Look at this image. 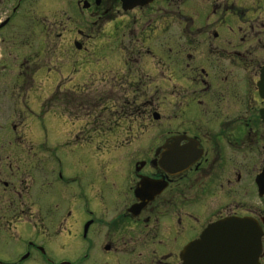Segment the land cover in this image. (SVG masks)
<instances>
[{
  "label": "flooded vegetation",
  "instance_id": "1",
  "mask_svg": "<svg viewBox=\"0 0 264 264\" xmlns=\"http://www.w3.org/2000/svg\"><path fill=\"white\" fill-rule=\"evenodd\" d=\"M126 39L128 71L101 77L130 129L90 128L93 74L37 78L60 41ZM194 244L264 264V0H0V264H187Z\"/></svg>",
  "mask_w": 264,
  "mask_h": 264
},
{
  "label": "rangeland",
  "instance_id": "2",
  "mask_svg": "<svg viewBox=\"0 0 264 264\" xmlns=\"http://www.w3.org/2000/svg\"><path fill=\"white\" fill-rule=\"evenodd\" d=\"M127 48L131 49V40L126 39L122 41V46L120 41L113 42V41H98V42H90L89 43V52L88 53H83L76 51L70 46L69 47V42L65 41H60L59 42V47L57 49V57L53 58L51 60V63L48 61V65H50L49 68L45 70V74L43 73L41 78L37 77L39 80H43V78L46 80L45 75L48 74L50 70H52V73L50 74L49 72V77L54 79V82H58L59 84L64 82H69L66 84L68 87L72 86H77L79 84L82 85L84 80H81V77L79 79L77 78L79 75L82 73L85 74H93L94 77L92 76L89 81L82 87V89L85 90L84 94L77 95L78 97L83 98L84 100H89V106L90 108V114H91V119L90 120V128H101L103 127L104 123H106V127H117L120 129H130L132 125L131 121V111L129 108V105H121V102H117L114 104L110 102L108 99L109 97H112L114 99L118 98H125L127 94H129V90L125 88H113L112 86H107L105 79H102L101 77V72H107L109 67L107 64H105L104 59L109 58L112 56L114 62L116 64H113L116 69L119 70V66H121V69L125 72L128 71L127 66H123L124 63H120L123 58H120V53L119 48ZM113 49V54L110 51ZM55 53V52H54ZM50 54V52H49ZM43 59H45V56H43ZM53 68L55 69L53 71ZM96 68V69H94ZM48 69H50L48 71ZM103 75H106L105 73ZM114 75V74H112ZM110 75V76H112ZM72 76V77H71ZM71 77V78H70ZM106 79H109L107 77ZM81 82V83H80ZM109 82V81H108ZM66 87V86H65ZM23 97V95H22ZM128 99H132L127 96ZM34 99V98H33ZM78 101V98L76 99ZM81 104H85L84 106L88 105V102L85 101V103H82L79 101ZM28 104V103H27ZM97 105V108L94 109V106ZM30 104L29 107L32 111L36 110L35 107ZM12 107V104H11ZM104 107H109L110 109L103 113V108ZM77 109V108H76ZM74 110V114L77 116H81L83 114V108L82 109H77ZM38 111V110H36ZM116 115V118L113 117V115ZM77 119V118H75ZM75 123L81 125L80 123L82 122H77L75 120ZM70 129V127H69ZM122 139H126L124 136ZM59 140V139H58ZM65 142V140H64ZM61 144V142H60ZM80 157L84 158L81 153H77V157L75 160H78ZM71 171H74V173H79V166L75 163H73L72 168L69 167ZM83 178L80 177L79 180H77L76 185H82Z\"/></svg>",
  "mask_w": 264,
  "mask_h": 264
},
{
  "label": "water",
  "instance_id": "3",
  "mask_svg": "<svg viewBox=\"0 0 264 264\" xmlns=\"http://www.w3.org/2000/svg\"><path fill=\"white\" fill-rule=\"evenodd\" d=\"M131 9H134V4L132 6L125 7V10H131ZM196 251H197V245L195 244L192 247L188 248L186 255L187 264H195L194 256L196 254Z\"/></svg>",
  "mask_w": 264,
  "mask_h": 264
}]
</instances>
